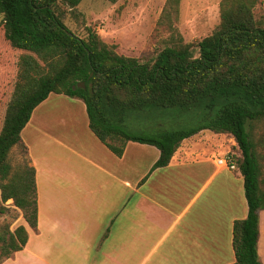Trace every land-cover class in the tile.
<instances>
[{
  "label": "trees",
  "instance_id": "obj_1",
  "mask_svg": "<svg viewBox=\"0 0 264 264\" xmlns=\"http://www.w3.org/2000/svg\"><path fill=\"white\" fill-rule=\"evenodd\" d=\"M82 1L0 0V43L20 53L18 75L0 93L1 201L12 199L37 230L36 169L21 135L51 93L83 100L91 130L116 156H123L130 141L157 147L160 158L154 168L168 165L180 144L203 130L229 134L240 150L234 153L235 163L248 203L247 217L233 227V264H262L258 241L264 210V23L254 12L260 0H222L220 24L196 47L185 42L174 25L180 0H168L160 23L169 26L170 38L152 62L119 54L116 45L105 42L92 27H87L86 37L69 29L60 7L76 8ZM156 108L197 114L199 122L153 133L130 128L133 113ZM15 147L24 154L16 165ZM28 240L26 226L5 228L0 233V264L23 250Z\"/></svg>",
  "mask_w": 264,
  "mask_h": 264
},
{
  "label": "crops",
  "instance_id": "obj_2",
  "mask_svg": "<svg viewBox=\"0 0 264 264\" xmlns=\"http://www.w3.org/2000/svg\"><path fill=\"white\" fill-rule=\"evenodd\" d=\"M55 95L67 115H49ZM21 136L36 169L38 228L27 225L28 243L1 264L236 262L233 227L248 203L242 173L214 161L226 153L214 149L216 133L184 140L154 168L157 147L130 141L116 156L91 130L83 100L51 93ZM258 254L264 264V210Z\"/></svg>",
  "mask_w": 264,
  "mask_h": 264
},
{
  "label": "rangeland",
  "instance_id": "obj_3",
  "mask_svg": "<svg viewBox=\"0 0 264 264\" xmlns=\"http://www.w3.org/2000/svg\"><path fill=\"white\" fill-rule=\"evenodd\" d=\"M167 2L168 0H83L76 8L61 5L60 9L65 24L80 37H86L87 27H92L105 42L116 45L119 54L138 58L141 62H152L170 38L169 26L160 23ZM221 2L222 0H180L174 25L185 42L196 47L199 41L216 30L220 24ZM254 12L257 20L264 23V0H260ZM1 19L0 16V21ZM195 51L197 55L198 49ZM19 61L20 53L0 43V93L18 75ZM56 97L53 96L49 104V115L64 116L66 113L62 109L53 107ZM42 111L41 107L36 116L42 114ZM198 122L197 114L182 113L176 108H156L147 114L133 113L128 124L137 133H153L166 129H187L196 126ZM208 135L212 133L208 132ZM216 135L219 142L214 149L218 153L224 150L240 153L231 135ZM23 157L22 149L15 147L12 152L13 164L22 163ZM0 204L4 208L0 210V233L5 228L15 230L20 225H28L23 211L14 205L12 199L4 203L1 201V190Z\"/></svg>",
  "mask_w": 264,
  "mask_h": 264
},
{
  "label": "built area",
  "instance_id": "obj_4",
  "mask_svg": "<svg viewBox=\"0 0 264 264\" xmlns=\"http://www.w3.org/2000/svg\"><path fill=\"white\" fill-rule=\"evenodd\" d=\"M216 165L221 169H229L237 171L238 167L235 163V154L232 152H226L223 154H215L213 156Z\"/></svg>",
  "mask_w": 264,
  "mask_h": 264
},
{
  "label": "water",
  "instance_id": "obj_5",
  "mask_svg": "<svg viewBox=\"0 0 264 264\" xmlns=\"http://www.w3.org/2000/svg\"><path fill=\"white\" fill-rule=\"evenodd\" d=\"M80 86L83 87V88H85V84L84 83H81Z\"/></svg>",
  "mask_w": 264,
  "mask_h": 264
}]
</instances>
